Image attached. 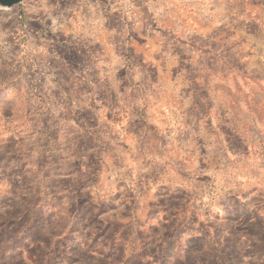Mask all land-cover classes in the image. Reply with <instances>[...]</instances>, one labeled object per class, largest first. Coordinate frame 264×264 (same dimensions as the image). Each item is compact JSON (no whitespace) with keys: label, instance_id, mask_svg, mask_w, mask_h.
<instances>
[{"label":"rangeland","instance_id":"1","mask_svg":"<svg viewBox=\"0 0 264 264\" xmlns=\"http://www.w3.org/2000/svg\"><path fill=\"white\" fill-rule=\"evenodd\" d=\"M93 1L109 10H66ZM43 7L56 9L32 10ZM8 10L20 57L33 18L47 29L35 36L43 62L19 69L18 129L0 151V264H264V209L228 213L240 221L221 242L177 240L185 226L148 220L166 186L188 187L195 216L220 193L264 205V0ZM95 11L104 40L63 37L68 17ZM123 88L126 103L112 96Z\"/></svg>","mask_w":264,"mask_h":264},{"label":"crops","instance_id":"2","mask_svg":"<svg viewBox=\"0 0 264 264\" xmlns=\"http://www.w3.org/2000/svg\"><path fill=\"white\" fill-rule=\"evenodd\" d=\"M55 9L54 7L51 9L43 7L42 9L33 8L32 10ZM66 10H109V8H102V6L93 1L82 2L80 5L69 7ZM12 15L13 14H10L8 16L2 15V17H0V151L2 150L3 146L10 143L8 140L11 139L10 137L11 135H13V131H17L18 129L17 123L14 120V118L16 117L14 116V114L18 112V98H20L23 94V90L21 87H19L18 84L19 69L24 66V62L26 69H28L29 67H33L35 58L39 59L40 57L43 62V59H45L44 53H46V40L41 37H35L39 32H41V34L43 35V31L47 29V27H45V20L42 21L41 25L40 23H36L33 18V23L30 22V25L32 24L31 38L33 40L28 41V46H26V53L23 54L24 56L22 55V57H20L19 49L21 48V35H19V33H21L22 31H20V29H18V27H16L14 24H7V20L9 19V17H12ZM106 16H108V12L106 13ZM102 18L103 16L100 15L98 11L91 12L90 14L82 16H70L68 17L67 21H65L64 26L66 27V35L63 34V37L68 36L71 38V34L68 33L75 32L81 34L85 32L90 35L89 44H97L98 42L100 43L101 40H104L103 33H100L99 30ZM77 26L79 27V30H76ZM26 35V37L28 38L29 33L26 32ZM75 43H73L72 41L68 44L62 45L68 47H76L74 45ZM40 49L45 52L40 53ZM65 61L67 65H70L67 60ZM93 75L94 76L91 79L96 81H99L102 77L99 69H96ZM69 78L71 80L86 79L83 76H76V74L73 73L69 75ZM117 79L118 81L123 82V78H121L120 76H118ZM126 93V88H123L121 93L113 91L112 96L114 98L116 96L118 98H122L126 103ZM11 141L14 142L13 139H11ZM182 189H185V191L180 190L179 188L174 186L161 187L159 191L160 193L156 195L154 201L156 208L154 214L153 216H151L152 218H148V220L150 219V221L155 220V225L158 226H165L168 223L175 224L176 228H179L180 225L185 226L181 230L179 229L180 232H178L175 228L176 231H172L170 233V236L177 238V240L188 241L191 238L194 239L195 237H202L204 241L218 240L219 242H221L223 241V238L225 236L230 234L231 231H228V229L232 230V228L237 227L236 225L240 221L239 219H229L227 217L228 213L238 208L246 210L248 209L249 212H251L252 208H254L253 211L257 212L259 210L263 212L262 209H264L263 204L257 206L252 202V199L256 198V196L258 195L257 193H248L243 197L241 196L239 202L237 201V199H231V197H233L234 195L231 192L227 194L222 193V195L220 193L218 194V198L215 199L214 202H212L210 205H208L207 207H203L202 209H198L201 211L197 213V216H195L194 206L192 203V199L189 197L188 187H182ZM179 193L182 194L181 197H179ZM237 194H239V191H236V196ZM147 197L148 200L150 196ZM143 201L146 202V200L143 199L140 200V204H142Z\"/></svg>","mask_w":264,"mask_h":264},{"label":"water","instance_id":"3","mask_svg":"<svg viewBox=\"0 0 264 264\" xmlns=\"http://www.w3.org/2000/svg\"><path fill=\"white\" fill-rule=\"evenodd\" d=\"M25 0H0V9H11L12 7L21 4Z\"/></svg>","mask_w":264,"mask_h":264}]
</instances>
